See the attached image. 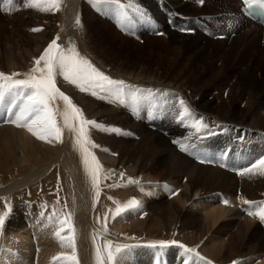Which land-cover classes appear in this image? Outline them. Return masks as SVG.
<instances>
[{
	"label": "bare ground",
	"instance_id": "1",
	"mask_svg": "<svg viewBox=\"0 0 264 264\" xmlns=\"http://www.w3.org/2000/svg\"><path fill=\"white\" fill-rule=\"evenodd\" d=\"M137 2L138 0H120V4L126 6L122 8L131 15L133 17L132 19L135 21L136 19L140 20V8ZM207 2L208 5L205 6ZM10 3L12 4L13 0L11 2L8 0L4 4V10L6 6L9 8ZM76 3H78V0ZM184 4H181L182 6H177H181L179 10L182 13L185 9L188 10L189 8H184L186 6H184ZM195 4L197 5H191L190 7L195 10L192 12L190 11L193 14L203 13L204 11H209L206 14H213L211 11L218 7L221 8L219 12L227 13L225 18L223 17L224 15H222V19L219 17L217 20L219 21L218 23L224 22L226 25L230 24V28L215 29L218 34H224L225 39H228L229 35L234 32V27L239 24L238 18L235 17L240 13L239 11L242 5L240 0H203L202 3L199 0V2H195ZM106 7L111 9V11L116 12L117 10L114 4L106 5ZM71 11L72 15H74L77 11V5H75ZM16 14L17 9L12 6L9 17L12 18ZM29 14L30 13L27 15ZM32 14L33 13L30 15ZM229 15L231 18L227 20ZM93 19V23L95 21L104 25V23L96 17ZM73 22L75 21L72 20L70 25L74 28L78 23L73 24ZM8 23V25H14L15 21L13 22L11 20ZM178 23L180 22H177V25ZM48 24L51 23L49 22ZM184 24L186 25V27L183 26L184 29H189L190 25H192L189 20L184 21ZM259 26L260 25H258L259 30L263 32L264 26ZM1 28L5 29V25ZM194 28L196 31L201 30L198 23H195ZM200 35L198 39L203 40L205 34ZM40 36L38 35V37ZM42 37L44 36L42 35L41 39ZM59 38L61 37L59 36ZM216 41L220 45L226 43V41ZM35 42L36 41H34V43ZM71 42L69 41V43ZM67 46L68 45H66V47ZM73 46L75 47V45ZM1 58L2 62L5 60L10 62L12 60V55L4 51L1 54ZM19 78L24 77L22 76ZM59 78L61 80V77ZM231 81L229 90L233 94L232 105L242 100L246 103L248 112L251 116L254 113L263 114L264 92L262 90H255L256 88H253L254 85L252 88H244L242 84H238L239 81H242L244 84L250 85L252 83L251 78L238 77L235 80L231 78ZM256 83H258V81ZM256 83L253 82V84ZM76 97L77 96H75V99H77ZM8 99H10V97L6 98L3 104H0V106L3 107V110L2 107L0 108V174L12 168L13 170L17 168H27V170L24 175H21L17 179L9 177L4 178L5 176L2 177L4 183L0 184V211H5L7 206L11 207V213L7 217L3 235L0 236V250H2L0 251V257H2L3 264H68L63 258L54 260V258L60 254H64L65 256L71 255L72 250L65 247L60 238L55 235L56 231L59 230L58 222L55 219L51 221L48 219V217L53 216V211H55L57 215L61 213H71L72 223L76 229V254L79 264H97L95 254L96 244L99 243L103 245V243L101 242L102 240H99L96 230L105 235L102 230V225L100 226L97 222L105 210L108 211V209H111L110 206L104 204V196H107L106 203L114 205L113 214H110V216H112L110 220L108 219L110 222L108 231L111 230L115 232V235H108L110 238L109 240L113 242V246H129L124 252L117 256L115 264H205L206 261H211L212 264H233L234 261L236 264H264V244L260 243L255 238L257 235L264 241V233L261 231L263 234H260L255 227L256 221H254V219L257 218L258 221H260V219L257 216L248 215L249 211L254 212L257 210L256 205L264 202V174H262L259 169L255 168V170H252L247 175L243 174V176H240V174L236 175L235 173L231 175L229 172L223 171L224 169L220 164L214 163L215 161L212 162L213 160L211 164L207 166V162L201 164L199 163L200 159L194 160L187 155L182 154L179 156L177 155V157H172L166 155L165 153H169L164 151V149L159 150L157 147L155 148L154 145H148L146 142L143 143L138 137H136L138 140L137 144L133 145L128 151L124 149L126 153L118 154L113 152L114 147L108 145L109 142L107 138L102 137L101 132H99V136L95 137V134L99 133L97 130H94L95 128H90L91 139L100 146L92 148L91 151H93L95 155H98L96 157H99V159L101 158V160L98 159L99 163L102 165L101 178L107 176V180H110L109 182H104L105 184L100 183L99 196L97 197V189L90 182V177L84 170L79 152L73 147V134L65 129L62 143H47L39 140L33 136L27 128L17 127L15 124L9 122L12 119V115L5 110ZM225 107L227 108V106ZM227 112H234V108L231 107L230 110H220L215 113L201 111V113L198 114L201 115L205 113L208 118H213V120L218 119L221 121L220 123L227 122L226 120L230 123L234 122L233 129L228 128V133L237 132V129H241V133L250 138V140L248 139L249 142H247L246 147L255 148L254 152L252 151L250 155L256 152L261 153L264 150V114L263 116L260 115V118L255 121L253 128H247L243 127V125L249 123L246 121L245 114L239 117L238 120L232 121L227 118L229 116ZM58 122L62 123L60 117H58ZM253 130L254 132H251ZM229 136L231 135H228L227 141L231 138ZM117 144L118 142L115 145ZM119 144L122 146L121 143ZM233 150L230 151L233 152ZM238 153L234 156L237 157ZM260 153L254 156H261ZM162 154H165L167 157V165L161 170L159 176L150 175V172L155 173L157 170V160ZM239 155L242 159L244 156H249L245 155L243 150ZM212 157H214V155ZM257 159L255 161H257ZM217 162L221 163L220 160H217ZM234 164H236V162ZM212 165L217 166L210 167ZM243 168L246 169L247 167ZM54 169L56 170L55 172H53ZM53 173L58 174L59 177L50 176ZM120 173L123 174V176H121L124 182L122 185H119L117 181L113 179L114 174L119 176ZM49 176L52 178L50 184L54 191L61 193H58L59 198L56 194L57 197H51L48 201L41 202L33 196L31 191L38 188L45 190L46 186L44 182L50 179ZM61 178L65 179L62 187L58 184ZM130 179L135 182L130 183ZM238 188H242L243 196L250 199L248 201L254 203L247 204L246 206L244 204L235 209V198L237 197L235 191ZM202 191H205V193L201 194ZM44 197L46 198L47 196ZM151 197H157V199H155L156 201L162 197L167 198V200L155 204L154 202L151 203ZM133 198L139 201L140 206L138 208L127 209L122 211L120 215H115L117 207H123ZM225 201L228 203H225ZM241 203L242 202H238V205H241ZM59 204H61L62 207L59 206ZM161 204H165V206L163 207ZM236 221L237 223L235 224L234 222ZM162 222L168 225L169 229L171 226L176 232L180 240L179 243L169 244L167 247L163 248L151 246L155 242L166 239L163 238L164 235L162 234L165 232L161 227ZM231 222L235 224L231 226V228H228L229 226L226 229L221 227L222 224L225 223L229 225ZM144 223L148 236L141 237V240L134 237L141 236L143 234L142 231L134 232L131 237H126L125 234L122 233L123 230L127 229V232L137 231L139 229L142 230ZM68 234L67 226H65V231L62 235L67 236ZM166 241L168 242L171 240L166 239ZM180 244L188 248L196 249L200 257L204 259H200L192 253H186L183 248L179 247ZM105 264H108L107 260Z\"/></svg>",
	"mask_w": 264,
	"mask_h": 264
},
{
	"label": "rangeland",
	"instance_id": "2",
	"mask_svg": "<svg viewBox=\"0 0 264 264\" xmlns=\"http://www.w3.org/2000/svg\"><path fill=\"white\" fill-rule=\"evenodd\" d=\"M7 1L0 0V72L5 74L28 73L35 67V59L39 58L48 45L60 36L61 38L57 42H60L61 47L68 45L66 48H73V45H75L76 50H79L78 52L82 56L88 58L106 75L113 80H123L125 82L123 86L124 94L118 100L111 93L98 91V94L94 96L90 92L80 91L75 85L65 81L60 75H57V77H61V80L59 77L56 78L57 87L82 109L87 119L94 120L103 126L106 125L105 127L108 129L115 128L120 130L119 132L110 130L105 132L93 128L98 133L101 132L102 137L107 138L108 145L114 147L113 152L118 154L126 153L124 149L128 151L133 145L137 144L138 140L136 137H138L143 143L154 145L159 150L164 149V151L169 153H165L166 155L172 157L182 154L187 155L194 160L200 159L199 163L201 164L207 162L208 165L205 164L207 166L213 160L212 162L215 161L214 163L223 167V171L229 172L231 175H234V173L236 175L240 174V176L242 172L245 175L249 174L250 172L245 170L253 168L254 164L264 159V150L261 153L256 152L250 155L255 148L246 147L250 138L241 133V129H237V132L228 133V128L233 129L234 122L230 123L225 119L227 122L220 123L221 121L218 119L208 118L205 113H203L204 115L198 114L201 111L213 113L220 110L226 111L233 107L234 112L226 113L231 118L229 116L227 118L236 121L245 114L246 121L249 123L243 125V127L247 128H253L255 121L260 118V115L263 116L264 112L263 114L254 113L251 116L246 103L242 100L232 105L233 94L229 88L230 82H232L231 78L235 80L238 77H250L252 82L250 85H246L242 81H239L238 84H242L244 88H252L254 85L253 88H256L255 90L264 92V30L261 32L258 28V25H260L259 27L264 25L246 20L239 13L235 17L238 18L239 24L234 27V32L229 35L228 39H225V35L218 34L215 29L230 28V24L218 23L219 21L217 20L219 17L222 19V15L225 18L227 13L219 12L221 11L220 7L211 11L213 14H206L209 11L197 14L191 13L195 11L190 8L191 5L196 6L195 2H199V0H138L140 20L136 19V21L122 7L116 6V12L111 11V9L106 7L110 3H104L102 0H78V3H76L77 0H61L58 11H42L28 7L25 4V0H13L9 8L6 6L4 10L5 7L3 6ZM181 4L186 5L184 8L189 7L188 10L185 9L182 13L179 10L182 6ZM75 5H77V11L72 15L71 10ZM179 5L181 6L177 7ZM207 5L208 2L205 6ZM12 6L17 9L16 17H12L14 20L9 17ZM26 12L27 14H33L27 15ZM94 17L101 20L105 27L100 22L95 21L94 25ZM228 17L227 20H230L231 16L229 15ZM11 20L15 21L16 24L8 25ZM72 20L75 21L73 24H77V21H79L74 28L70 25ZM188 20L192 25H190L189 29H184L183 26L186 27L184 21ZM49 22L51 24H48ZM177 22L180 23L177 25ZM195 23L199 24L201 32L195 30ZM3 25H5V29L1 28ZM33 25L34 29L38 27L37 29L41 30L39 32L33 31ZM40 34L44 36L42 39ZM200 34H205L203 40L198 39V36H201ZM216 40L226 41V43L220 45ZM34 41L36 42L34 43ZM69 41H72V44ZM4 51L12 55L10 62L6 60V62H2L1 54ZM34 53H37V57ZM257 81L259 84L256 83ZM253 82L256 84H253ZM133 92L135 93V99H133ZM75 96H77V99H75ZM181 100L185 102V105L194 114L191 117L185 116L183 121L180 119L183 114V107L180 104ZM198 118H203L202 123L206 125L200 131L191 126L194 119ZM251 132H254V130ZM99 135L100 133L95 134V137ZM228 135H231L229 136L231 137L229 141H227ZM174 141L179 143H174ZM117 142L118 144L121 143L122 146L120 144L115 145ZM181 144L185 145L186 150L181 148ZM229 149L234 150L232 152ZM242 150L245 155L249 156H244L242 159L239 155ZM236 152H239L237 157H235ZM259 153L261 156H254L259 155ZM165 154L159 156L157 170L155 173L150 172V175L159 176L161 170L167 165L168 160ZM213 155L214 157H212ZM97 158L99 159V157ZM257 158L258 160L255 161ZM217 160H220L221 163L217 162ZM235 162L237 165L234 164ZM216 166L212 165L210 167ZM239 168H242L241 171ZM26 170L27 168H17L15 170L12 168L9 171L2 172L0 174V184L4 183L2 177L17 179L24 175ZM237 170L241 173H238ZM55 171L54 169L53 172ZM114 175L113 179L119 185H122L124 182L121 173L119 176ZM50 176L59 177L56 173ZM106 177L100 179L101 184L110 181ZM64 181L65 179L61 178L60 183L58 182L60 187L64 185ZM51 182L52 178L50 177L48 181L44 182L45 190L38 188L31 191L33 196L41 202L48 201L49 198L55 197L56 194L59 198L58 193L60 194L61 192L54 191L50 184ZM204 193L205 191L201 192V194ZM235 194H237L235 209L244 205L245 200H250L243 196L242 188H238ZM44 196L47 197L45 198ZM103 199L104 204L111 208L108 211L105 210L97 222L100 226L102 225V230L105 233L103 235L96 230L99 240H102L101 242L104 244L105 241L110 239L108 235H115V232L108 231L109 220L112 216L110 214H113L114 205L106 203L107 196H104ZM155 199L157 197L152 198L151 203L158 204L167 200L164 197L159 198L158 201ZM238 202H242L241 205H238ZM161 206L164 207L165 204H161ZM254 221H256L255 227L257 231L263 234L264 222L258 221L257 218ZM234 223L236 224L237 221ZM234 223L231 222L229 225L224 223L221 227L226 229L229 226L228 228H231V226L235 225ZM104 225L107 226L106 231ZM161 227L165 231L162 233L164 235L163 238L179 243V237L171 226L169 229L168 225L162 222ZM127 230L122 231L126 237H131L134 232L142 231L143 234L141 236L134 237L138 240L147 235L145 223L142 230L139 229L132 232H127ZM255 238L264 244L260 237L256 235ZM166 239L163 241L167 242Z\"/></svg>",
	"mask_w": 264,
	"mask_h": 264
},
{
	"label": "snow or ice",
	"instance_id": "3",
	"mask_svg": "<svg viewBox=\"0 0 264 264\" xmlns=\"http://www.w3.org/2000/svg\"><path fill=\"white\" fill-rule=\"evenodd\" d=\"M102 2L114 4L118 7H126L120 4V0H102ZM200 2L202 3L203 0H200ZM243 2L246 5L259 4L264 7V0H243ZM60 3L61 0H25L26 6L42 11H58ZM40 30L33 29V31ZM58 39V37L54 39L43 54L35 59V67L28 73L5 74L0 72V104H3L6 98L10 97L7 100L5 109L12 115V119L9 122L17 127L27 128L39 140L47 143H62L64 130L67 129L72 133L74 136L73 147L79 152L84 170L90 177L93 186L97 189L96 195L98 197L102 165L91 149L100 146L91 139L90 128L113 132H119L120 130L115 128L108 129L94 120L87 119L82 109L57 87L56 77L57 75L62 76L65 81L75 85L80 91L90 92L94 96L98 94V91L111 93L118 100L124 94L123 86L125 82L123 80H113L98 69L88 58L82 56L75 47H61L57 43ZM21 75L24 78H17ZM135 98V93L133 92V99ZM180 104L183 107V114L180 119L183 121L185 116L191 117L192 113L183 100L180 101ZM58 117L62 119V123L58 122ZM191 126L197 131H200L202 127H206L202 123V118L194 119ZM174 143L179 142L174 141ZM181 148L186 150L183 144H181ZM253 168L259 169L264 174V159L254 164ZM253 168H248L245 171L251 172ZM243 174L242 172L241 175ZM129 182L134 183L135 181L130 179ZM225 203L228 202L225 201ZM244 203L253 204L254 202L245 200ZM139 206V201L133 198L123 207H117L115 215H120L124 210L135 209ZM256 207L257 210L254 212L249 211L248 215L257 216L261 222H264V202L256 205ZM10 213V206H7L6 210L0 213V236L3 235L4 226ZM48 219L50 221L55 219L58 222L59 230L56 231L55 235L60 238L65 247L72 250L71 255L60 254L54 260L63 258L68 264H79L76 254V229L72 223L71 213L57 215L53 211V216L48 217ZM65 226H67L69 233L67 236L62 235L65 231ZM169 244H177V242L174 240L168 242L159 241L151 246L163 248ZM128 247V245L113 246V242L110 240L105 241L103 245L97 243L95 249L97 264H105L106 260L108 264H115L117 256ZM179 247L183 248L186 253H192L200 259H204L200 257L196 249L188 248L183 244H180ZM0 264H3L2 257H0ZM205 264H212V262L206 261ZM233 264H236V262L234 261Z\"/></svg>",
	"mask_w": 264,
	"mask_h": 264
}]
</instances>
